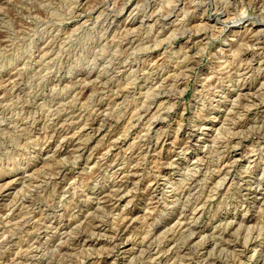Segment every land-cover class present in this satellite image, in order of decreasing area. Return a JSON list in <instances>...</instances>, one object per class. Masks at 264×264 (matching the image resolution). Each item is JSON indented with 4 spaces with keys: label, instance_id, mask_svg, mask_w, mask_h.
<instances>
[{
    "label": "rangeland",
    "instance_id": "obj_1",
    "mask_svg": "<svg viewBox=\"0 0 264 264\" xmlns=\"http://www.w3.org/2000/svg\"><path fill=\"white\" fill-rule=\"evenodd\" d=\"M0 264H264V0H0Z\"/></svg>",
    "mask_w": 264,
    "mask_h": 264
},
{
    "label": "bare ground",
    "instance_id": "obj_2",
    "mask_svg": "<svg viewBox=\"0 0 264 264\" xmlns=\"http://www.w3.org/2000/svg\"><path fill=\"white\" fill-rule=\"evenodd\" d=\"M250 1V0H249ZM196 2V1H195ZM263 10V9H262ZM224 12V11H223ZM244 12V11H243ZM246 15V14H245ZM219 19V18H218ZM241 20V19H240ZM240 31V30H239ZM239 34V33H238ZM260 34V33H259ZM235 35V34H234ZM243 44V43H242ZM251 46V45H250ZM246 48V47H245ZM234 55V54H233ZM238 72V71H237ZM28 93V92H27ZM223 126V125H222ZM85 128V127H84ZM20 137V136H19ZM30 144V143H29ZM17 157V156H16ZM222 166V165H221ZM194 171V170H193ZM234 180V179H233ZM215 184V183H214ZM223 184V183H222ZM220 186V185H219ZM196 187V186H195ZM47 193V192H46ZM46 195V194H45ZM196 202V201H195ZM30 204V203H29ZM21 206V205H20ZM9 212V211H8ZM153 212V211H152ZM29 215V214H28ZM123 215V214H122ZM59 216V215H58ZM69 217V216H68ZM121 221V220H120ZM223 221V220H222ZM257 224V223H256ZM238 226V225H237ZM255 227V226H254ZM45 228V227H44ZM187 228V227H186ZM171 230V229H170ZM173 230V229H172ZM213 230V229H212ZM10 234V233H9ZM187 234V233H186ZM183 236V235H182ZM116 237V236H115ZM144 240V239H143ZM201 240V239H200ZM90 248V247H89ZM221 248V247H220ZM224 248V247H222ZM25 252V251H24ZM90 252V251H89ZM88 252V253H89ZM33 254V253H32ZM178 254V253H177ZM178 256V255H177ZM251 257V256H250ZM138 258V257H137ZM212 261V260H211ZM21 262V261H20Z\"/></svg>",
    "mask_w": 264,
    "mask_h": 264
}]
</instances>
